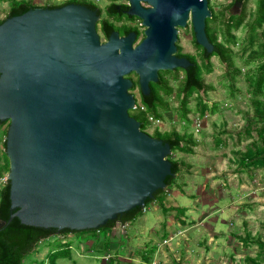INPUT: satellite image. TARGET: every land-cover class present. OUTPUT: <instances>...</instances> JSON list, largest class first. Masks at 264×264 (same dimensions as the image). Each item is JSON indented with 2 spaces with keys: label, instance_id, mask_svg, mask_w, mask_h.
<instances>
[{
  "label": "water",
  "instance_id": "water-1",
  "mask_svg": "<svg viewBox=\"0 0 264 264\" xmlns=\"http://www.w3.org/2000/svg\"><path fill=\"white\" fill-rule=\"evenodd\" d=\"M144 39L115 32L103 42L99 10L82 4L33 8L0 25V122L9 123L11 217L58 235L100 231L144 211L176 177L173 148L130 112L161 72L194 66L178 57L191 22L209 53V0H126Z\"/></svg>",
  "mask_w": 264,
  "mask_h": 264
},
{
  "label": "rangeland",
  "instance_id": "rangeland-1",
  "mask_svg": "<svg viewBox=\"0 0 264 264\" xmlns=\"http://www.w3.org/2000/svg\"><path fill=\"white\" fill-rule=\"evenodd\" d=\"M71 1L85 2L93 4L99 8L103 20H111L112 22L127 23V25L138 26L143 32L141 40L144 39L145 28L141 27L143 22L136 18L128 21L123 18V21H118L117 18L111 17L108 8L111 4V0H42L40 3H47L50 6L64 5ZM210 8L214 13V20L211 23V27L214 28L218 35L219 42L224 44L228 50L231 66L224 63L219 58L212 59V72L208 73L204 63H201L204 71L203 78L211 89V91L204 92L200 95H195L190 102L189 108L191 110L187 125H184L181 119V101L180 96V82L173 81V74H166V78L171 80V84L175 88V94L168 99L170 103V110L163 112L162 124L159 126L150 123V117L154 115H148L146 121V132L152 137H156L157 130L163 133H171L174 131L193 136L194 140L201 144L197 149V153L202 156L199 161L201 165L206 168L204 155L206 153H212L213 156L226 162L222 165L220 173L221 180L227 181V187L224 186L221 189L228 192L215 195L227 194L230 198L240 199L244 204L257 205L256 216L258 225L254 227V233L251 239L246 238L243 234V227L238 231L237 235L240 237L236 241V252L228 256H210L211 247L209 241H203L202 251L204 254L199 257V264H264V169L258 170L250 167L243 166V155L246 154L248 148L252 144L259 140V132L254 131L251 135H248L246 129L250 124H257V127L262 128L264 122H261L255 117L257 105L255 103V88L258 78L264 71V25L262 27H256V21L258 19V3L259 0H248L245 11L246 18L242 26L238 29H232L229 33L228 22L230 21L231 8L234 0H209ZM123 4L130 5L128 1H124ZM10 11L9 1H0V19L4 20L8 17ZM115 22V23H116ZM99 23V33L104 41V35L101 30V24ZM209 23V22H208ZM178 41V47L181 51L195 53L196 44L194 42L193 27L190 24L187 29H181ZM231 36L233 38H231ZM231 40V41H230ZM194 49V50H193ZM181 80L184 78V73H179ZM130 79L136 85H139V78L133 74ZM132 94L136 96L141 104V92L138 86L135 90L132 89ZM202 100L203 104L208 106V113L202 115L200 107ZM264 100V97H261ZM134 114L138 112L133 111ZM131 115L134 116L131 112ZM135 117V116H134ZM204 120L203 128L200 133H196L194 128V120L196 118ZM156 118V117H155ZM9 124L0 127V165L4 166L7 162L6 155V138L8 134ZM251 136V137H249ZM189 161L191 157L183 156L180 153H176L171 156V160ZM224 158V159H222ZM193 161V158L191 159ZM215 162V163H216ZM249 163V161H248ZM206 166V167H205ZM212 167H216V164ZM218 168V167H217ZM0 175V192L7 186L9 182L6 181L9 178V172H2ZM232 176V177H230ZM220 190V189H219ZM169 191L166 193L165 201L169 199ZM155 202V201H154ZM167 204V202H166ZM245 206V205H244ZM153 208V205H148L146 208L145 219H137L132 224L131 232H137L142 229L151 230L156 224V214L149 211ZM223 220V228L229 229V215H220ZM99 232V231H98ZM241 232V234L239 233ZM257 233V235H255ZM171 234L167 233L169 237ZM82 235L74 234H61L50 237V240H46L39 244L38 248L28 259L27 264H50V261L43 260L41 257H46L49 251L57 249L58 252H63L68 244L76 245L78 249L73 251L71 258H59L56 264H111L114 258L111 256L110 263L104 262V258L110 249H103L102 243L97 240L96 244L98 249L92 252L90 245L87 247L88 251L82 253L80 244L84 243V237ZM82 240V241H81ZM94 242L96 239L93 240ZM173 248H168V254L166 255L167 261H161L162 264H187L186 258L181 255L182 247L180 242L173 241ZM72 247V246H71ZM71 250V249H70ZM120 250L123 252V246H120ZM207 250V251H206ZM121 254V253H120ZM42 255V256H41ZM139 259L143 263H147L148 254L138 253ZM40 256V257H39ZM109 258V257H108ZM107 258V259H108ZM145 261V262H144ZM128 264L131 262L128 261ZM151 264V263H150Z\"/></svg>",
  "mask_w": 264,
  "mask_h": 264
},
{
  "label": "crops",
  "instance_id": "crops-1",
  "mask_svg": "<svg viewBox=\"0 0 264 264\" xmlns=\"http://www.w3.org/2000/svg\"><path fill=\"white\" fill-rule=\"evenodd\" d=\"M17 1L30 2L37 8L50 6L47 3H40L42 0ZM200 146L201 144L196 142L193 154L180 153L193 158V161L191 159L186 161L185 158L180 161L183 164V170L170 192L169 199L164 204L157 201L152 203L153 208L149 211L156 214V224L151 230L142 229L132 233L133 223L127 225L118 223L114 229L107 232L82 235L85 241L80 244L81 255L88 251L89 245L94 253L98 249L96 244L98 240L102 243L103 249H110L104 262L110 263L113 255L114 261L111 264H128V261L131 262L130 264H162L161 261H167L168 248H173L172 242L178 241L182 247L181 255L186 258L187 264H199V257L202 254L205 255L202 251L203 241H209L212 250L209 253L210 256L226 257L236 252V241L240 239L237 233L242 227L243 234L251 239L254 227L259 223L256 220L257 217H254L258 206L244 204L240 199H235V195L234 199L227 194H223V197L218 195L222 191L228 192L227 189H221L224 186L227 187L228 183L224 179L221 180L222 177L219 176L220 173L218 174L226 162L221 159L216 162L217 157L212 153H206L204 157L207 167L204 168L199 162L202 161V156L197 153ZM215 164L216 167H212ZM216 192L217 195H215ZM221 214L231 216L228 222L229 229L223 228ZM145 215L146 210L140 219H145ZM167 233L171 235L168 237ZM94 239H96L95 242ZM120 246H123L124 254ZM76 247L72 245L71 257L73 251L78 249ZM56 252H58L57 249L49 251L46 257L41 258L50 261V256ZM138 253L148 254L147 263L139 259Z\"/></svg>",
  "mask_w": 264,
  "mask_h": 264
},
{
  "label": "trees",
  "instance_id": "trees-1",
  "mask_svg": "<svg viewBox=\"0 0 264 264\" xmlns=\"http://www.w3.org/2000/svg\"><path fill=\"white\" fill-rule=\"evenodd\" d=\"M1 1V0H0ZM3 1H9L10 2V11L9 15L6 19L2 20L0 19V25H2L8 18L21 16L28 11H30L33 8H37L30 2L26 1H17V0H3ZM114 3L121 0H111ZM68 4H82L85 6L90 7L91 9L96 10L97 7L93 4L85 3V2H78V1H71L64 5ZM64 5L59 6H47L45 8H59ZM114 5L109 6V14L111 17H115L118 19V21L123 20V18H126L128 21L134 20L136 18L129 17L128 15L119 14L114 9ZM123 9H129L128 6H123ZM212 12V18L209 19V23L212 22L214 18V13L212 9L210 8ZM246 18V12L243 13V15L239 18H236L233 15H230V21L228 22V29L229 33L232 29H238L242 26ZM101 30L105 37L109 38L110 34L114 31L120 32L122 35H129L132 32L137 33L138 40H141V36L143 35L141 28L138 26H132L127 25L123 28H119L116 26L115 22H112L111 20H103L101 23ZM256 27H262L264 25V0H259L258 3V19L256 21ZM99 31V26H98ZM231 38H233L231 36ZM213 41H218V37L215 36ZM231 41V40H230ZM194 42L196 46L200 47L198 43L196 42V38L194 39ZM219 52L217 55L220 57V59L231 66L230 57L228 50L226 46L222 43H219ZM206 58L203 62V66L207 70L208 73L212 72V65L210 61H207ZM262 70L264 71V66L262 67ZM180 72L184 73V78L181 80V77L179 75ZM166 74H173V81L180 82V96L182 98L181 101V113L182 117L181 119L183 122L188 124L190 122L189 116L191 113V110L189 108L191 99L195 95L203 94L204 92L211 91L212 88L207 86L203 74L204 71L202 69V66L199 64H195L194 67L190 68L187 72L184 70H176L174 72H161L160 73V81L156 84H151V95L149 97L143 96L141 93V104H139V101L137 100V106L138 108L136 111L137 114H134L133 111L132 114L135 116H132L136 118L139 122L142 123V130L146 132V121L148 120V115H154L156 118L162 120L163 119V112L170 110V103L168 102V99L172 97L175 94V88L171 84V80L166 78ZM135 84V83H134ZM140 87V85H134L133 90H135L137 87ZM141 92V90H140ZM255 103L257 105L256 114L255 117L259 119L261 122H264V100H261V97H264V72L261 73L260 77L258 78L257 85L255 88ZM201 103V113L202 115H206L208 113V106L206 104H203L202 100H200ZM144 109V110H143ZM135 111V110H134ZM130 112V114H131ZM0 122V127L3 125ZM248 135H251L254 131L259 132V140L255 141L252 146H250L246 152V154L243 155L242 165L246 167H252L254 169H264V126L259 129L257 127V124H250L249 127L246 129ZM147 133V132H146ZM156 139L163 140L166 143H169L173 148V155L178 153L182 154H193L194 153V147L196 145V141L194 140L193 136H188L186 134H181L180 132L174 131L171 133H163L159 130H157ZM251 137V136H249ZM5 146L7 149V144L5 142ZM172 155V156H173ZM6 164L4 166L0 165V175H2V172H9L10 173V162L5 155ZM171 160V158H170ZM249 161V163H248ZM173 163V170L176 174V177H170L167 179V185L168 188L165 191H160L156 195V199L154 201L160 202V204L165 203V197L166 193L173 190L177 183V179L179 175L182 173L183 170V164L180 161L171 160ZM153 200L149 201L148 205H151ZM11 186L10 182L5 186L3 190L0 192V221L2 222H8L11 217ZM144 215V210L141 208H138L136 210H133L123 216H121L116 222H111L106 228H103L100 230L103 232H107L109 230H112L116 227L118 223L127 225L134 223L137 219L142 217ZM95 233L97 234L98 231H87V232H80V233H74V235H86ZM62 234H72L70 231H66ZM57 235V231L55 230H44L34 227L25 226L21 223L19 219H15L9 226H7L5 229L0 230V264H26L29 257L34 254L36 249L38 248L39 244L50 239V237ZM71 244H68L67 248L63 252H56L55 254H52L50 256V264H56L59 258H71Z\"/></svg>",
  "mask_w": 264,
  "mask_h": 264
},
{
  "label": "flooded vegetation",
  "instance_id": "flooded-vegetation-1",
  "mask_svg": "<svg viewBox=\"0 0 264 264\" xmlns=\"http://www.w3.org/2000/svg\"><path fill=\"white\" fill-rule=\"evenodd\" d=\"M124 1H126V0H121V1H117V2H113V1H111V4H110V6H112V5H114L115 7H114V9L116 10V12H118L120 15L121 14H124V15H127V12H128V10L127 9H123V6L125 5V4H123V2ZM247 2H248V0H234V2H233V6H232V8H231V15H233V16H235L236 18H239V17H241L242 15H243V13H244V11H245V8H246V5H247ZM125 6H128V5H125ZM129 7V6H128ZM96 10H99V8L97 7V9ZM108 11H109V8H108ZM99 13H100V16H101V19H102V14H101V12H100V10H99ZM213 16V15H212ZM101 21V20H100ZM123 21V20H122ZM116 22V21H115ZM209 22V19H208V21H207V36H208V38H209V40H210V43L212 44V46H213V52L212 53H209L208 51H206L203 47H201L200 45V47H198V46H196V47H193L194 49H195V53L193 54L192 52H185V51H181L180 49L181 48H179V51H178V57H180V58H186V59H188L192 64H194V66H195V64H201V63H203L204 61H205V59L207 58L208 60L207 61H212V59H214V58H219L220 59V57L217 55V53L219 52V39H218V41H213V39L215 38V36L216 37H218V35H217V33L215 32V30H214V28L213 27H211V23L212 22H210V23H208ZM100 23V22H99ZM116 24V26L117 27H119V28H123L124 26H127V23H124V22H122V23H118V22H116L115 23ZM191 24V22L189 23V25ZM189 25H188V27H189ZM192 25V24H191ZM98 26H99V24H98ZM187 27V28H188ZM193 27V26H192ZM186 28V29H187ZM181 30V29H180ZM99 32V31H98ZM115 32H118V31H114V32H112L111 34H110V37L115 33ZM103 33V32H102ZM119 34H120V36L121 37H126L125 35H122L120 32H118ZM181 33V32H180ZM193 33H194V28H193ZM104 35V34H103ZM101 36V35H100ZM128 36V35H127ZM109 37V38H110ZM104 38H105V40L103 41L104 43L105 42H107L108 40H109V38H107V37H105L104 36ZM102 39V38H101ZM194 39H195V33H194ZM193 49V50H194ZM193 66V67H194ZM192 68V67H191ZM188 70H190V69H188ZM187 70V71H188ZM187 71H185V72H187Z\"/></svg>",
  "mask_w": 264,
  "mask_h": 264
},
{
  "label": "built area",
  "instance_id": "built-area-1",
  "mask_svg": "<svg viewBox=\"0 0 264 264\" xmlns=\"http://www.w3.org/2000/svg\"><path fill=\"white\" fill-rule=\"evenodd\" d=\"M141 27L144 28L142 24H141ZM137 108H138V106H137ZM149 121H150V123L155 124L159 127L162 124V120L155 118V117H150ZM203 123H204V120H202L199 117L194 120V128H195L197 134L201 132V130L203 128ZM6 181L9 182V178H7Z\"/></svg>",
  "mask_w": 264,
  "mask_h": 264
}]
</instances>
